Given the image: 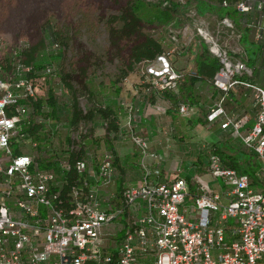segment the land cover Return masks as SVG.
I'll return each mask as SVG.
<instances>
[{"label":"built area","instance_id":"built-area-1","mask_svg":"<svg viewBox=\"0 0 264 264\" xmlns=\"http://www.w3.org/2000/svg\"><path fill=\"white\" fill-rule=\"evenodd\" d=\"M221 6L248 14L264 8V2L224 0ZM222 25L233 30L228 18ZM196 30L220 64L213 85L224 94L209 110L207 120H224L221 128L230 129L262 161L256 176L263 189L257 191L249 175L225 166L220 156L211 153L208 173L223 181L225 194L197 183L198 195L187 207V179L153 182L151 177L160 176V170L149 161L161 157L150 151L145 138L130 132L142 155L140 186L126 188L116 198L100 199L98 185L108 186L115 178L114 157L107 152L94 175L88 156L73 165L69 160L58 161L62 169L73 166L83 177L65 195L56 173L42 168L49 148L42 146L33 130L46 114L40 90L55 71L27 66L22 56L27 44L8 48L0 38V264H264V87L254 81L252 67L201 28ZM167 32L176 43L174 23ZM257 40L264 41L262 25ZM145 75V83L173 93L179 92L184 80L167 55L148 66ZM238 86L252 92L257 109L246 134L242 130L247 118L233 120L224 108L226 95ZM179 112L188 115V105H181ZM83 135L81 129L73 131L70 150L79 149ZM92 179L98 185L92 186ZM121 218L125 223L119 227ZM114 225L117 230L113 231Z\"/></svg>","mask_w":264,"mask_h":264},{"label":"crops","instance_id":"crops-1","mask_svg":"<svg viewBox=\"0 0 264 264\" xmlns=\"http://www.w3.org/2000/svg\"><path fill=\"white\" fill-rule=\"evenodd\" d=\"M227 1L234 3L240 0ZM191 3V7L198 11V17L205 19L212 30L216 31V34L219 33L220 36H217L222 39L228 52L254 69V81L264 87V42L257 40L259 25L264 26V8L261 10L255 8L248 14H240L233 7L222 9L220 0H199L198 3L192 0ZM183 13L184 16L175 26L180 35L173 48L169 50L166 46L165 42L168 40L172 43L169 38L161 40L163 47L170 52L173 67L184 76L179 92L161 90L148 82L145 83L146 67L142 64L124 79L118 76L117 71L113 79L115 83L113 95L108 99L112 101V106L109 107L114 110L119 120V133L109 135L99 116L89 125L92 131L83 128L84 124H81L83 127L80 129L85 135L80 146L87 153L85 158L87 156L90 158L89 171L92 175L98 172L104 156L100 155L97 159L96 152L107 153L109 150L114 156L113 190L110 185H98L94 179L91 182L92 186H99L100 199L116 198L126 188L138 187L143 181L142 155L131 141L130 132L145 138L149 142L150 151L161 157L149 161L151 166L160 170V176L151 177L155 183H167L176 178H186L185 174H192L191 178L196 186L198 183L214 193L225 194L224 184L210 176L205 163L216 147L229 157H242V163L252 158L261 168L262 161L250 152L239 138L234 137L230 129L221 128L224 120L215 123L207 120L209 110L224 94L214 87L210 71L204 68L202 62L200 63L203 47L207 48V45L194 35L195 31L186 16V9ZM224 18L231 21L233 30L221 26ZM166 30L167 28L165 32ZM45 88L46 85L40 90L42 91L40 104L46 109L44 112L46 114L42 115L44 121L33 130L36 131L42 146L49 148L47 155L41 160L42 168L54 171L58 183L64 187L67 183L66 170L59 166L58 161L69 160L72 151L69 148L73 133L70 124L71 104L68 100L63 103L62 98L57 97L55 92L57 105L54 108L49 107L47 99L50 89L46 93ZM181 105H188V115L179 112ZM63 107L66 115L59 116ZM224 108L233 120L247 118L242 134H246L253 126L257 109L252 92L240 86L233 88L225 97ZM53 117L56 118L55 121ZM255 189L260 191L263 188L258 184ZM222 202H227L224 196ZM115 204L118 205V202ZM103 210L109 211V208L103 205ZM119 223V227H122L125 218H121Z\"/></svg>","mask_w":264,"mask_h":264},{"label":"rangeland","instance_id":"rangeland-1","mask_svg":"<svg viewBox=\"0 0 264 264\" xmlns=\"http://www.w3.org/2000/svg\"><path fill=\"white\" fill-rule=\"evenodd\" d=\"M135 1L136 0H0V38L5 47L8 48H12L21 42L35 48L37 50V66L42 67L40 69L49 67L55 71L54 82L51 79V81L49 80L50 83L46 84V93H48L49 89L52 90L54 94L56 92L57 97L62 98L61 101L64 103L65 100L67 101V97L62 85L56 81L58 77L57 74H59L62 66L64 68H70V66H72L75 70L86 67L88 70L87 82L93 90L96 99L106 106H112V101L108 98L113 95V88L115 85L113 79L121 63L119 59L116 58L118 47H113L111 41L112 43L116 42L122 34L117 31H112L110 32L112 39H110L107 22L109 19L115 18L113 26L116 28L120 27L118 22L119 17L123 14L125 9H130ZM186 1L187 0H174V2L182 4H185ZM220 1L223 2L224 0ZM158 2V0H144V4L139 7L146 22L144 32L154 35L155 38L160 41L165 38L168 40L170 37L163 30L162 24L159 21ZM154 5H157V7ZM186 16L191 22L190 24L193 25L195 31L194 35L199 37L203 43L206 44L201 36L202 34L198 33L196 28H201L203 32L211 37L213 36L218 44L225 46L222 39L217 36L219 33L216 34V31L212 30L210 24H208L205 19L198 17V12L195 8L190 6L186 10ZM50 28L55 30H71L72 41L69 49L65 51L63 48L59 49L54 45H50ZM130 30L131 29L128 31ZM176 32L178 33L176 38L178 41L180 31L176 29ZM117 43L118 41L116 44ZM165 43H167L166 46L169 50L174 46V43H171L169 40ZM124 45V41L120 43V47ZM82 50L86 51L88 54L92 53L96 56H102L103 61H101L98 66L102 68L99 71L95 69L92 62H89L88 65L80 62L81 56L79 54ZM108 54L113 55V57L115 56V58L112 60L108 59ZM76 81L74 82L76 83ZM154 87L156 88V86ZM59 113V116L66 115L64 107ZM55 119L56 118L53 117L54 121ZM107 152L109 153L110 151L108 150ZM103 153L104 152L101 153V151L96 152L97 159H99L100 155L103 156L106 154ZM205 163H207V161ZM191 175L192 174H185L184 177H191ZM220 181L223 183L222 180ZM109 187L113 190L114 180ZM223 187L225 186L223 185ZM195 198L196 197H194V199L189 197L186 206L190 207L193 205ZM115 229L117 230L116 225L113 226V231Z\"/></svg>","mask_w":264,"mask_h":264},{"label":"trees","instance_id":"trees-1","mask_svg":"<svg viewBox=\"0 0 264 264\" xmlns=\"http://www.w3.org/2000/svg\"><path fill=\"white\" fill-rule=\"evenodd\" d=\"M159 4V21L162 24L163 30L172 23L177 25V22L180 18L184 16V10L188 9L192 5V0L186 1L185 4L174 2V0H158ZM199 2V0H193ZM144 0H136L135 3L130 7V9H125L123 14L118 19L120 27L113 26L115 18H111L107 22L108 26V35L111 38L110 32L117 31L122 34L119 38L118 43L116 42L111 44L113 47H118V52L116 58L119 59L121 66L118 69V76L121 79L126 78L131 72L135 71V68L139 65H144L146 68L152 64H155L157 59L163 55H167L168 60H170V54L163 47V44L160 40L156 39L154 35L144 32L146 22L143 18L140 8L144 3ZM232 3V2H231ZM157 5H154L157 7ZM224 7H222L223 9ZM231 7L224 8L230 9ZM198 12V11H197ZM200 14V12H199ZM131 29L130 31H128ZM50 40L51 46H56L59 49L66 51L71 46L72 35L71 30H55L50 28ZM166 33L168 34L167 30ZM125 42V45L120 47L121 42ZM264 42V41H263ZM207 47V46H206ZM203 55L200 56L202 65L205 69L210 71V74L214 78L216 73L220 69V64L217 62L208 47H203ZM37 50L30 46H26L23 49L22 56L24 63L27 66H37L38 59L36 58ZM127 54H126V52ZM81 56L80 62L87 64L92 62V65L95 66V69L99 71L102 67H98L100 62L103 61L102 56H96L94 54H88L86 51L82 50L79 54ZM108 59L112 60L115 58L113 55L108 54ZM202 58L204 60L202 61ZM172 65V63H171ZM173 66V65H172ZM40 69L42 67H36ZM104 68V67H103ZM145 68V69H146ZM95 70V71H96ZM87 68H79L78 70L70 68H64L62 66L59 74H57V82L62 85L65 95L67 97L68 103L71 104V127L73 131H78L81 127V124H84L85 129L92 131L90 123H93L94 119L99 116L105 125L106 132L110 135H117L120 131L119 120L114 112V110L106 105L100 103L95 95L93 94L90 86L88 84V74ZM77 80V81H76ZM213 80V79H212ZM76 81V83L74 82ZM57 98L52 90L48 94L47 104L49 107H56ZM84 103V106H83ZM212 153L220 156L223 164L229 168L237 170L241 174L249 175L253 180V187L258 186L259 181L256 176L259 171L260 165L256 162H253L252 158L247 159L245 162H241L242 157H229L221 149L216 147L212 150ZM85 150L80 146L78 150L70 151L69 161L73 165L76 161L83 160L86 157ZM245 157V156H244ZM251 157V155H250ZM253 157V156H252ZM67 183L64 186L63 193L67 195L70 191V188L80 183L83 178L80 176L75 168L72 166L65 173ZM189 187L190 195L189 197L193 198L198 195L197 186L192 181L191 177H186Z\"/></svg>","mask_w":264,"mask_h":264}]
</instances>
